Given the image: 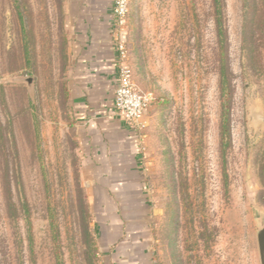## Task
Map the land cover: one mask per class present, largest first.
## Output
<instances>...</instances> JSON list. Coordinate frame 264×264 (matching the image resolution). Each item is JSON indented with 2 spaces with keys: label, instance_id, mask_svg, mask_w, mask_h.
I'll return each mask as SVG.
<instances>
[{
  "label": "rangeland",
  "instance_id": "374dc122",
  "mask_svg": "<svg viewBox=\"0 0 264 264\" xmlns=\"http://www.w3.org/2000/svg\"><path fill=\"white\" fill-rule=\"evenodd\" d=\"M222 14L223 48L212 0L129 1L121 40L149 97L146 191L114 231L69 131L63 0H0V264H114L119 252L138 264H259L264 125L250 111L264 113V0H222Z\"/></svg>",
  "mask_w": 264,
  "mask_h": 264
},
{
  "label": "crops",
  "instance_id": "0c3cea01",
  "mask_svg": "<svg viewBox=\"0 0 264 264\" xmlns=\"http://www.w3.org/2000/svg\"><path fill=\"white\" fill-rule=\"evenodd\" d=\"M63 3L69 54V131L80 156V177L94 209L111 219L114 231L121 230L126 212L140 210L146 191L139 129L127 124L113 104L115 44L122 29L114 25L112 0ZM146 256V264H155L151 254ZM109 259L114 264H138L132 252L111 254Z\"/></svg>",
  "mask_w": 264,
  "mask_h": 264
},
{
  "label": "built area",
  "instance_id": "2783aa9c",
  "mask_svg": "<svg viewBox=\"0 0 264 264\" xmlns=\"http://www.w3.org/2000/svg\"><path fill=\"white\" fill-rule=\"evenodd\" d=\"M130 0H112V15L114 25L118 30L123 29ZM117 60V85L114 91L113 104L116 112L130 126L140 129L142 118L147 109L149 97L137 89L132 80V73L126 62V48L121 38L115 44Z\"/></svg>",
  "mask_w": 264,
  "mask_h": 264
},
{
  "label": "trees",
  "instance_id": "16d2710c",
  "mask_svg": "<svg viewBox=\"0 0 264 264\" xmlns=\"http://www.w3.org/2000/svg\"><path fill=\"white\" fill-rule=\"evenodd\" d=\"M212 2L214 7L216 32L219 38L220 47L223 48L225 31L223 27L222 0H212ZM223 65L220 71V85H221L222 96L224 97L225 102L222 104L221 138L222 141L225 140L222 143L223 149H225L228 144V140L230 138V132H229V114H228L229 91L227 90L228 81L226 77L225 68ZM225 90H227V93L225 92Z\"/></svg>",
  "mask_w": 264,
  "mask_h": 264
},
{
  "label": "water",
  "instance_id": "95a60500",
  "mask_svg": "<svg viewBox=\"0 0 264 264\" xmlns=\"http://www.w3.org/2000/svg\"><path fill=\"white\" fill-rule=\"evenodd\" d=\"M29 81V80H28ZM250 119L255 125H264V113L258 109H251ZM258 228L256 230V245L259 264H264V212L258 214Z\"/></svg>",
  "mask_w": 264,
  "mask_h": 264
}]
</instances>
